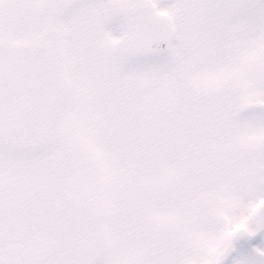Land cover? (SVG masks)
Returning a JSON list of instances; mask_svg holds the SVG:
<instances>
[{"label": "rangeland", "instance_id": "obj_1", "mask_svg": "<svg viewBox=\"0 0 264 264\" xmlns=\"http://www.w3.org/2000/svg\"><path fill=\"white\" fill-rule=\"evenodd\" d=\"M115 1L60 17L62 0H0V68L51 96L45 156L100 220L71 264H264V0H148L174 36L143 63L115 57L121 30L98 13Z\"/></svg>", "mask_w": 264, "mask_h": 264}, {"label": "flooded vegetation", "instance_id": "obj_2", "mask_svg": "<svg viewBox=\"0 0 264 264\" xmlns=\"http://www.w3.org/2000/svg\"><path fill=\"white\" fill-rule=\"evenodd\" d=\"M82 1L75 2L62 16V0V7L52 14L69 16ZM11 68H0V264H71L87 250L76 240L85 238L90 243L99 234L100 220L80 194L62 191L61 172L47 165L48 158H58L45 156L57 140L58 114H53L52 122L47 113L51 96L30 100L26 68ZM31 103H42L39 125L28 115ZM5 104H11L13 110L5 112ZM47 171L56 179L49 191ZM30 183L37 184L32 192ZM4 185L17 191L5 190Z\"/></svg>", "mask_w": 264, "mask_h": 264}, {"label": "water", "instance_id": "obj_3", "mask_svg": "<svg viewBox=\"0 0 264 264\" xmlns=\"http://www.w3.org/2000/svg\"><path fill=\"white\" fill-rule=\"evenodd\" d=\"M78 0H64L61 15H66ZM100 14L120 26L122 36L116 45V57L127 63L159 61L169 50L173 30L166 17L158 15L147 0H118L100 7ZM50 168L59 165V159L47 160Z\"/></svg>", "mask_w": 264, "mask_h": 264}]
</instances>
